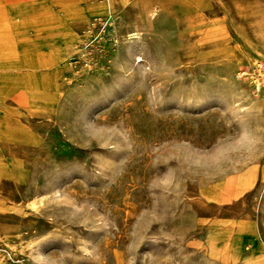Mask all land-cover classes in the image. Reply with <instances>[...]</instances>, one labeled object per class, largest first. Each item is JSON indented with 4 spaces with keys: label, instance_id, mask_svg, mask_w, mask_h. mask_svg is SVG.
<instances>
[{
    "label": "rangeland",
    "instance_id": "rangeland-1",
    "mask_svg": "<svg viewBox=\"0 0 264 264\" xmlns=\"http://www.w3.org/2000/svg\"><path fill=\"white\" fill-rule=\"evenodd\" d=\"M241 124L264 0H0V264H264V144L212 159Z\"/></svg>",
    "mask_w": 264,
    "mask_h": 264
},
{
    "label": "clouds",
    "instance_id": "clouds-1",
    "mask_svg": "<svg viewBox=\"0 0 264 264\" xmlns=\"http://www.w3.org/2000/svg\"><path fill=\"white\" fill-rule=\"evenodd\" d=\"M111 135L108 137L109 141H123L127 143L126 130L123 129L121 124H114L110 129ZM95 139V137H93ZM99 143L100 147H110L115 150H120L117 144H111L108 142ZM217 144L219 147L215 150V154L212 156L214 162H231L230 159L233 154L241 153H254L257 151L258 146L264 144V135L260 134V130L245 125L238 126V134L218 138ZM156 183L168 184L169 178H165L161 181L150 182L149 187L152 188L156 186ZM94 206H90V210H93ZM97 224L107 227L104 223L105 217L103 215H98ZM174 237L165 238L166 243L174 244ZM129 251H138V247L135 243L129 245ZM129 264H135V258L131 257L129 259Z\"/></svg>",
    "mask_w": 264,
    "mask_h": 264
},
{
    "label": "bare ground",
    "instance_id": "bare-ground-1",
    "mask_svg": "<svg viewBox=\"0 0 264 264\" xmlns=\"http://www.w3.org/2000/svg\"><path fill=\"white\" fill-rule=\"evenodd\" d=\"M155 13H156V9L155 8L150 11V15H153Z\"/></svg>",
    "mask_w": 264,
    "mask_h": 264
}]
</instances>
